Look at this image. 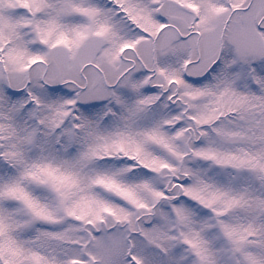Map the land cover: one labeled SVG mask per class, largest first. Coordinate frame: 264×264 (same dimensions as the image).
<instances>
[{"label": "snow or ice", "instance_id": "1", "mask_svg": "<svg viewBox=\"0 0 264 264\" xmlns=\"http://www.w3.org/2000/svg\"><path fill=\"white\" fill-rule=\"evenodd\" d=\"M0 264H264V0H0Z\"/></svg>", "mask_w": 264, "mask_h": 264}]
</instances>
